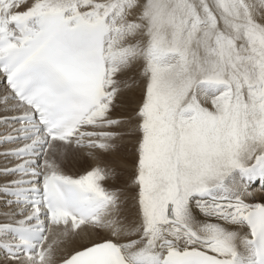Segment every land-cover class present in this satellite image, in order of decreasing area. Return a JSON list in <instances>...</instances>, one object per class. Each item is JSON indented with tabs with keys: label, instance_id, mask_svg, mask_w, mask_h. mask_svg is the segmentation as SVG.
<instances>
[{
	"label": "snow or ice",
	"instance_id": "6c2138e0",
	"mask_svg": "<svg viewBox=\"0 0 264 264\" xmlns=\"http://www.w3.org/2000/svg\"><path fill=\"white\" fill-rule=\"evenodd\" d=\"M0 77V264H264V0H0Z\"/></svg>",
	"mask_w": 264,
	"mask_h": 264
},
{
	"label": "rangeland",
	"instance_id": "374dc122",
	"mask_svg": "<svg viewBox=\"0 0 264 264\" xmlns=\"http://www.w3.org/2000/svg\"><path fill=\"white\" fill-rule=\"evenodd\" d=\"M81 154H82V155H81ZM86 154H87V153H84V152L80 153V155H79V157H78V159H77L78 161L82 162V163H81L82 165H81V164H79V165H77V166L70 165L71 167L66 166L65 170H66L67 172L71 173V174L74 172L75 174H78V175H80V174H84L86 171H89V170H90V169H89V165H87V164H89V163H88V162H89V159H88V156H87ZM85 155H86V156H85ZM82 156H83V158H84V157H86V158L83 159ZM86 159H87L88 161H87ZM77 160H76V161H77ZM85 160H86V161H85ZM76 161H75V162H76ZM84 161H85V162H84ZM75 162H74V163H75ZM86 163H87V164H86ZM81 166H82V167H81ZM76 167H78V168H76ZM70 169H71V170H70ZM72 169H75V170L72 171ZM74 173H73V174H74ZM73 174H72V175H73Z\"/></svg>",
	"mask_w": 264,
	"mask_h": 264
},
{
	"label": "bare ground",
	"instance_id": "6f19581e",
	"mask_svg": "<svg viewBox=\"0 0 264 264\" xmlns=\"http://www.w3.org/2000/svg\"><path fill=\"white\" fill-rule=\"evenodd\" d=\"M3 86H4V84H3V78L0 77V88H2ZM113 115H114V117H119V116L121 115L120 110L117 109L116 112H114ZM84 153H86V151H85ZM81 155H82V154H81ZM86 155H87V154H86ZM86 155H85V156H86ZM87 156H88V155H87ZM82 158H83V156H82ZM85 158H86V157H84L83 159H85ZM88 159H89V162H88L89 164H87V163H86V164L89 165V169L91 170V168L95 166L96 161H94L93 159H91L89 156H88ZM86 160H87V159H86ZM86 160H85V161H86ZM85 161H84V162H85ZM87 161H88V160H87ZM81 163H82V162H80V161L77 160V161H76L75 163H73L72 165L77 166V165H79V164H81ZM2 164H3V161L0 160V165H2ZM81 165H82V164H81ZM69 167H71V166H69ZM81 167H82V166H81ZM76 168H78V167H76ZM70 170H71V169H70ZM73 170H75V169H72V171H73ZM68 173H69V172H68ZM73 173H74V172H73ZM73 173H72V174H73ZM69 174H71V173H69ZM73 175H78V174H75V173H74ZM256 186L259 187L258 184H257Z\"/></svg>",
	"mask_w": 264,
	"mask_h": 264
}]
</instances>
